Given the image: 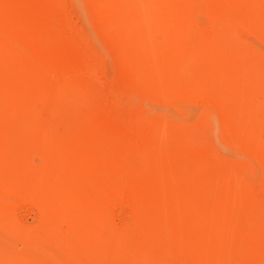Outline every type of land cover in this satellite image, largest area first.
Instances as JSON below:
<instances>
[{
	"label": "bare ground",
	"instance_id": "6f19581e",
	"mask_svg": "<svg viewBox=\"0 0 264 264\" xmlns=\"http://www.w3.org/2000/svg\"><path fill=\"white\" fill-rule=\"evenodd\" d=\"M241 158L264 0H0V264H264Z\"/></svg>",
	"mask_w": 264,
	"mask_h": 264
},
{
	"label": "rangeland",
	"instance_id": "374dc122",
	"mask_svg": "<svg viewBox=\"0 0 264 264\" xmlns=\"http://www.w3.org/2000/svg\"><path fill=\"white\" fill-rule=\"evenodd\" d=\"M79 6L76 3H73V8L71 9L72 13L75 14ZM86 27L87 25H92L90 22L82 23ZM98 51L101 49V45L98 42H95ZM102 69V68H101ZM190 115V114H188ZM242 164V174L244 178L249 182L251 187L257 194L264 199V172L261 170L260 166L257 165L253 159L241 158ZM120 216H125L128 214L127 207L123 206L122 208H117ZM17 218L21 223L25 225H31L35 223L38 219V214L36 209L27 202H19L18 207L16 208ZM65 228V226H63Z\"/></svg>",
	"mask_w": 264,
	"mask_h": 264
}]
</instances>
